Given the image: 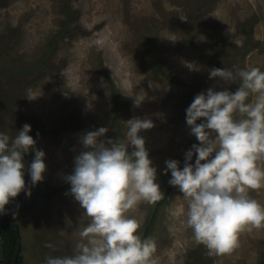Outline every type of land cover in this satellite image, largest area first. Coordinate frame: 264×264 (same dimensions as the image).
<instances>
[{
	"label": "rangeland",
	"instance_id": "rangeland-1",
	"mask_svg": "<svg viewBox=\"0 0 264 264\" xmlns=\"http://www.w3.org/2000/svg\"><path fill=\"white\" fill-rule=\"evenodd\" d=\"M165 74L219 116L183 172L197 129ZM1 205L22 264H264V0H0Z\"/></svg>",
	"mask_w": 264,
	"mask_h": 264
},
{
	"label": "trees",
	"instance_id": "trees-1",
	"mask_svg": "<svg viewBox=\"0 0 264 264\" xmlns=\"http://www.w3.org/2000/svg\"><path fill=\"white\" fill-rule=\"evenodd\" d=\"M256 21H257V18L253 19V20H251V21H249L247 23L246 31H245L247 39L244 42L243 46L240 48V50H239L240 54L238 55V60H239L240 63L242 62L241 59L244 57V55L248 54L250 51L255 49L258 46V44H259V41L253 39V37H252V33H253L252 24L255 23ZM148 54H149L150 61L152 63L153 69L154 70H158V71H163L161 69L160 65L158 64L157 60L152 55V50L151 49L148 50ZM211 55H212V53H211ZM207 56L209 57V54H207ZM216 56H218V58L220 59V62H219L220 64L225 62V60H228V56L227 55L221 54L220 57H219V53H218V54H216ZM44 60L45 59L40 60L38 63H35L32 67H37V66H41L42 67V65L44 64ZM43 67H44V65H43ZM45 68L46 69L49 68V65H45ZM228 68H230V66H228ZM233 73H234V71H233ZM165 75L167 77H169V79L171 80L172 90L178 94L180 100L185 104L186 109L190 112L189 114L191 115L192 119L194 120L195 125H196V129H197V136H196V139H195V147L191 151V153L189 154L188 160L186 161V163L184 164V166L181 169V172H183V170L186 169V167L189 165V163H190V161L192 159L196 158L198 155H201V154H204V153L205 154L209 153V151H207L202 145V135H203V133L205 132V130L207 129L208 126H210L211 124H213L214 122H216L219 119V116L218 115H205L204 116V115L197 114L196 112H191L189 104L187 102V97H188L189 94L180 93L177 90L176 85L173 82L172 77H170L168 74H165ZM234 75H235L237 81L238 82L240 81V83H242V81L238 78V76L236 74H234ZM244 84L245 83H243V85ZM111 91H112L111 101H112L113 109H114L115 116H116V119H117V118L120 117L119 108L123 104V98L120 96V94H119L118 90L116 89V87H115L113 82L111 83ZM117 122L118 121H116V123H115L116 125H118ZM70 126H72V124H67V125H64L62 127H63V129H67ZM91 187H93V186H91ZM80 189H82V188L81 187H61V188L57 187V188H54L52 191H50L49 195H54V194H57V193H60V192H64V191H76V190H80ZM170 198H171L170 188H168L164 198H162L158 202L157 207L159 208L161 205H164L165 203H167L170 200ZM6 210H7V206L1 205L0 206V216L9 218L8 215H7V211ZM154 217L155 216L152 217L151 222L153 221ZM149 229L150 228L148 226V228L145 231V234L141 238L142 240H144L145 238L148 237ZM0 235H1V238H2V262H1V264H12L13 258H14V254H15L16 249H17V240H18L17 233L14 230V228L6 220L0 219ZM142 240L137 242V244L142 242ZM134 245H136V244H134ZM17 264H22V255L21 254L19 255ZM189 264H192V263L190 262Z\"/></svg>",
	"mask_w": 264,
	"mask_h": 264
},
{
	"label": "water",
	"instance_id": "water-1",
	"mask_svg": "<svg viewBox=\"0 0 264 264\" xmlns=\"http://www.w3.org/2000/svg\"><path fill=\"white\" fill-rule=\"evenodd\" d=\"M0 219H3V220H6L13 228L14 230L16 231L17 233V236H18V240H17V249H16V252L14 254V258H13V262L12 264H17V261H18V258H19V255L21 253V236H20V229L19 227L12 221L10 220L9 218L7 217H3V216H0Z\"/></svg>",
	"mask_w": 264,
	"mask_h": 264
}]
</instances>
